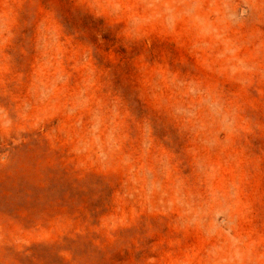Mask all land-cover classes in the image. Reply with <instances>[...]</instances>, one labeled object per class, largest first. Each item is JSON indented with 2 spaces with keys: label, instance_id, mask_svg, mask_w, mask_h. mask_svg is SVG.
<instances>
[{
  "label": "rangeland",
  "instance_id": "1",
  "mask_svg": "<svg viewBox=\"0 0 264 264\" xmlns=\"http://www.w3.org/2000/svg\"><path fill=\"white\" fill-rule=\"evenodd\" d=\"M0 264H264V0H0Z\"/></svg>",
  "mask_w": 264,
  "mask_h": 264
}]
</instances>
